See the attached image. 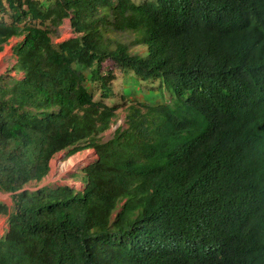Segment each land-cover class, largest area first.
<instances>
[{"label": "trees", "instance_id": "16d2710c", "mask_svg": "<svg viewBox=\"0 0 264 264\" xmlns=\"http://www.w3.org/2000/svg\"><path fill=\"white\" fill-rule=\"evenodd\" d=\"M12 37L0 264H264V0H0ZM116 73L162 101L116 99ZM87 148L82 188L37 186Z\"/></svg>", "mask_w": 264, "mask_h": 264}, {"label": "rangeland", "instance_id": "374dc122", "mask_svg": "<svg viewBox=\"0 0 264 264\" xmlns=\"http://www.w3.org/2000/svg\"><path fill=\"white\" fill-rule=\"evenodd\" d=\"M59 29V35L55 38L56 42L70 38L74 35L70 27V22L68 18H65L63 20V23L59 26ZM116 37L120 38L118 35H116ZM18 39L19 38L17 37H12L9 43L6 44L5 49L3 51H0V74L3 72H7L6 69H9V67L14 63L15 59L10 51V46L11 44L18 41ZM105 66L109 67L110 63H107ZM8 73L10 75H14V71L12 70H9ZM21 74L22 73H18L17 77H20ZM112 87L114 93H116V99H118L119 94L124 93L128 99L145 100L151 104H154L157 101H162L163 95L157 87L150 88L146 82L132 81L130 78H127L126 76L124 77L122 74L119 73H116V78L112 82ZM97 96L98 94H95V97ZM116 104L119 105L120 109L119 114L117 116V120L115 123L111 124L107 130L103 132V140L109 139L114 129L123 122L124 111L122 109L124 108V105L123 103L117 101ZM96 157L97 155L94 149L92 148L83 149L70 155H67L65 151H60L51 158L49 162L50 170L47 175H45L42 182H39L37 186H41L42 184L61 185L69 183L72 187L80 189L83 185L80 176L73 178H71L70 176L80 171L91 162H93ZM0 198L4 202L9 204L10 199L8 193L0 192ZM6 229V216L0 215V235L3 234Z\"/></svg>", "mask_w": 264, "mask_h": 264}, {"label": "crops", "instance_id": "0c3cea01", "mask_svg": "<svg viewBox=\"0 0 264 264\" xmlns=\"http://www.w3.org/2000/svg\"><path fill=\"white\" fill-rule=\"evenodd\" d=\"M11 40V39H10ZM17 42V41H16ZM15 42V43H16ZM9 43V42H8ZM15 43H13V44H11V46H10V51H11V53H12V48H13V46L15 45ZM5 46H6V44L3 46V48H2V50L1 51H3L4 49H5ZM50 170V169H49ZM82 184V183H81ZM1 199V198H0Z\"/></svg>", "mask_w": 264, "mask_h": 264}, {"label": "clouds", "instance_id": "9594fccd", "mask_svg": "<svg viewBox=\"0 0 264 264\" xmlns=\"http://www.w3.org/2000/svg\"><path fill=\"white\" fill-rule=\"evenodd\" d=\"M68 185H70L69 183H67ZM71 186V185H70Z\"/></svg>", "mask_w": 264, "mask_h": 264}, {"label": "bare ground", "instance_id": "6f19581e", "mask_svg": "<svg viewBox=\"0 0 264 264\" xmlns=\"http://www.w3.org/2000/svg\"><path fill=\"white\" fill-rule=\"evenodd\" d=\"M70 160V159H69ZM73 163V162H72Z\"/></svg>", "mask_w": 264, "mask_h": 264}]
</instances>
